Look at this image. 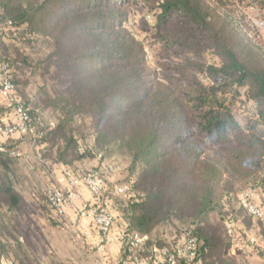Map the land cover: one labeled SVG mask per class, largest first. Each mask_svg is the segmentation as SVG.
<instances>
[{"label": "trees", "instance_id": "16d2710c", "mask_svg": "<svg viewBox=\"0 0 264 264\" xmlns=\"http://www.w3.org/2000/svg\"><path fill=\"white\" fill-rule=\"evenodd\" d=\"M128 1L0 0V63L10 65L36 130L35 137L4 140L6 151L0 152V264L10 261L11 252L13 264H34L24 250L29 232L21 235L19 223H13L27 214V206L10 177L11 163L21 158L12 153L26 142L42 162L71 170L89 154L84 146L89 133L122 141L133 173L138 163L145 164L129 180V200L114 227L117 222L122 232L146 236L160 225L184 226L177 233L185 237L173 246L147 239L133 249L118 240V264H168L153 250L172 255L186 238L196 240L202 264H233L225 229L212 219L234 214L241 188L240 195L247 186H258L264 195V41L256 46L245 41L241 11L253 7L264 13V0H158L149 15L163 53L196 52L201 58L208 50L219 59L218 65L200 59L164 64L163 82L146 74V44L123 26ZM45 45L51 51L40 58ZM37 75L43 85L30 95ZM246 88L257 111L242 127L232 108ZM10 110L0 108V115ZM44 110L55 112L56 124L39 121ZM46 198L55 217L66 214L68 206L59 214ZM251 217L248 226L255 219L264 228ZM178 264L187 261L178 258Z\"/></svg>", "mask_w": 264, "mask_h": 264}, {"label": "rangeland", "instance_id": "374dc122", "mask_svg": "<svg viewBox=\"0 0 264 264\" xmlns=\"http://www.w3.org/2000/svg\"><path fill=\"white\" fill-rule=\"evenodd\" d=\"M157 2L158 0H129L122 8L127 15L123 22L124 28L138 42L146 44V74L163 82L162 65L164 64H178L185 59H200L207 65H218L219 59L215 55L212 56L213 54L208 50L202 52L201 58L196 52L184 55L163 53V48L154 38L152 31L155 20L149 15ZM241 11L246 17L243 33L248 38L245 41L255 46L259 45V42L264 41V13L253 7H242ZM50 51L51 47L45 45L38 57L43 58ZM200 79L205 84L211 82L207 78L200 77ZM42 85V78L37 75L27 93L34 95ZM247 90V88L241 90L232 108L242 127L253 121L257 111L255 103L248 99ZM57 120V115L52 110L39 112V121L45 126L56 124ZM88 135L84 146L89 154L82 160L74 162L71 170L42 162L36 149L26 142H21L19 148L21 158L10 165V177L15 181L16 190L24 198L27 206V214L23 217H14L13 223H19L21 235L25 231L29 232L30 239L25 243L24 250L34 264H118L119 262L121 247L118 244V236L122 232L120 224L116 222L114 227V222L112 226L114 230L105 238L100 226L93 220L92 210H106L115 220L120 206L128 203V184L131 176H135L145 164L138 163L133 173L132 158L127 149H121L122 141L114 142L94 133ZM93 174L103 182L100 199L92 195L83 181L78 186L72 187L68 180L69 178L83 180ZM246 189L254 193V202L264 208V195L259 191V187L247 186ZM52 190L63 193L72 190L76 195L62 217H55L49 211L46 197ZM242 190L244 189H239L236 194L238 199L236 198L237 208L234 214L225 220L215 216L212 223L224 227L231 247L227 258L233 264H264V254L260 253L264 251V228L255 219H251V225L248 226L250 216L246 211L240 210L239 195ZM96 204H100V208H97ZM86 205L85 209L89 215L87 224L83 223L82 216ZM231 221H233L235 237L239 238L242 246L247 244L250 237L257 240L258 246L250 250L247 246H244L246 249H236L233 237L229 235L228 224ZM86 228H89V233L86 232ZM178 229H184V226L178 222H175V227L160 225L146 237L153 242L165 239L168 246H173L175 242L185 237L177 233ZM102 243L105 244L103 250H99L98 245ZM9 260L11 262L15 260L13 252Z\"/></svg>", "mask_w": 264, "mask_h": 264}, {"label": "built area", "instance_id": "2783aa9c", "mask_svg": "<svg viewBox=\"0 0 264 264\" xmlns=\"http://www.w3.org/2000/svg\"><path fill=\"white\" fill-rule=\"evenodd\" d=\"M18 88L16 84L11 80V69L7 63H0V97L5 101V105L11 109L18 121L10 123L4 126L0 125V152H5L6 149L3 146L4 140L12 139L16 136L31 135L36 136V130L31 126V116L29 109L25 107L19 98ZM13 155L20 157L21 153L14 151ZM69 183L72 187L78 186L83 181L88 187L93 196L99 197L102 192L103 182L96 176L88 175L83 180H76L69 178ZM127 189V188H126ZM122 191V190H121ZM75 193L70 190L63 193L58 190H52L49 193V201L54 209L59 213L63 214L66 206L70 205L75 199ZM240 206L247 211V213L257 219H260L264 224V208L257 205L254 202V193L251 190L243 191L240 195ZM87 205L83 208L82 216L83 223H88V212L86 211ZM92 210L94 222L100 226L101 231L105 238L109 237L112 231L114 223V216L106 210ZM229 235L233 237L234 247L237 249L245 248L242 246L239 238L235 237V229L233 221L228 224ZM148 238L138 233H125L121 232L118 236V240L125 241L131 248L137 249L144 246ZM250 247L258 246V242L255 238L250 237L248 239ZM248 249V248H247ZM156 258L162 256L168 258V264H178V258H184L187 264H202V261L197 257V244L193 238H186L182 244L172 253L168 254L167 251H160L159 249L153 250ZM2 264H13L11 261H4ZM123 264H130L129 261L123 262ZM135 264H143L142 262H136Z\"/></svg>", "mask_w": 264, "mask_h": 264}, {"label": "crops", "instance_id": "0c3cea01", "mask_svg": "<svg viewBox=\"0 0 264 264\" xmlns=\"http://www.w3.org/2000/svg\"><path fill=\"white\" fill-rule=\"evenodd\" d=\"M6 107L7 106L5 105V101L0 97V108H3L4 109ZM0 120L3 121L5 124H10V123H14V122H17L18 121L15 113L12 110L6 111L3 115H0ZM16 138H18V136H16ZM85 230H86V232L89 233V228H86ZM104 245L105 244H103V243L102 244H99L98 245L99 250H103Z\"/></svg>", "mask_w": 264, "mask_h": 264}]
</instances>
